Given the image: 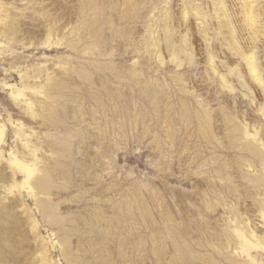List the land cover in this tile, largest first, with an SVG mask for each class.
I'll return each mask as SVG.
<instances>
[{
	"label": "bare ground",
	"instance_id": "6f19581e",
	"mask_svg": "<svg viewBox=\"0 0 264 264\" xmlns=\"http://www.w3.org/2000/svg\"><path fill=\"white\" fill-rule=\"evenodd\" d=\"M171 1L0 0V55L9 52L7 71L19 78L18 84H0L15 115L6 120L0 115V264H11L10 255L20 264H264V0H177L180 27L191 19L204 45L202 64L191 57L185 60L190 47L185 34L172 26ZM121 44L133 56L126 78L143 94L145 86L164 88L165 81L172 83L176 108L171 106L175 113L167 110L175 122L169 154L173 153L175 179L187 183L189 192L185 195L180 189L175 194L179 216L171 219L165 211L154 215L147 202L128 190L112 198L114 190L104 183L98 193L107 198L84 190L74 205L68 202L72 205L67 207L76 210L64 219L57 211L63 205L66 210L69 196L57 185L62 174L54 147L62 142L58 134L66 124L62 114L75 104L66 91L77 86L75 78L82 71L108 61ZM54 46L64 54L33 66L21 67L12 55L14 49ZM214 47L233 65L218 57ZM163 49L170 69L165 67ZM197 70L204 86L212 88L209 99L199 93L201 89L186 85V77ZM86 121L77 114L73 123L89 125ZM93 121L104 138L100 122ZM75 186L67 192L77 191ZM48 225L56 231L43 234ZM9 229L12 236L17 233L22 250H11ZM146 242L153 250H143Z\"/></svg>",
	"mask_w": 264,
	"mask_h": 264
},
{
	"label": "rangeland",
	"instance_id": "374dc122",
	"mask_svg": "<svg viewBox=\"0 0 264 264\" xmlns=\"http://www.w3.org/2000/svg\"><path fill=\"white\" fill-rule=\"evenodd\" d=\"M172 1H171L172 3H170V5L171 4L172 5L169 8V13L170 14L173 13V16L172 15L171 16L175 18V19L174 18L172 19V26H174L178 30V32L185 34L187 46L190 47V48H188L190 50L189 56H188L189 58H185V60L190 59V57H191V60L193 59L198 63L201 62L200 64H202L205 60L204 45H203L201 39L198 37V34H196L197 32H196L194 23L191 19H189L188 22H190V23L188 24V22H187V25L182 26V28H181L180 22H179V19H180L179 17L181 16L180 15L181 14L180 13L181 8L177 4L178 3L177 0L176 1L172 0ZM175 3L177 6L175 5ZM177 17L179 19H177ZM175 20L179 24H177V22ZM174 23L177 26L179 25L178 28H177V26L174 25ZM185 27H186V29H185ZM179 28L181 31L179 30ZM121 46H125V47H122L124 52L121 51V49H122ZM121 46L120 45L116 46L115 47L116 49L113 48V50L111 51L110 59L108 61L107 60L104 61L101 64H98L97 65L98 68L97 67H91V68L87 69V71H85V70L82 71L83 73L81 72V74H79V76L76 77L78 79L75 78L76 83H78L77 86H73V88L71 87L70 90L66 91L67 98H69V101L70 102L73 101V102H75V104L74 103L70 104L69 105L70 108H69V106H67L65 109L66 111H64L62 114L63 118L66 121V124L63 125L62 127H60L62 130L60 128H59L60 131L58 130V134L61 137L62 142L57 147H54V151H56L58 153L59 161L61 164V167L59 169V171H60L59 175L62 174V176H63L62 177L60 175V177L58 179L61 180L62 178L65 177L64 180L68 179L67 182L69 183V185H67L66 180L60 181L58 179H57V185H58V187L61 186L60 188H62L63 190H67V191H69L71 189L72 185L76 184V186H78L77 191H76V189H74L75 192H73V193H69L70 191L69 192L66 191V197L71 196V198H72V195L73 196L75 195V197H73L72 199L68 197V199H67L68 201L66 200V202H65L66 203L65 207H67V205H72V204L74 205L75 204L74 202L77 200V198L81 197L82 195H85L84 192H87L88 193L87 195H89V194H91V195L94 194L95 196L98 195L97 198H101V197L107 198L104 193H102V192L98 193V191H101V185L104 183H107V184H110V186L114 190L113 191L114 193L112 192L111 194H109V196H111L112 198L118 197L119 193L122 190H128V192L131 195H133L134 197H136L137 199L139 198V199L147 202L150 205V207H152L154 215H156L157 212H158V214L162 215L163 212L165 211L164 214L167 213L170 216V218L172 217L171 219H174V218H177L179 216V212H178L179 209L177 206V195H175V194L180 189L184 192L185 195L188 194V192H189V190H187V189H189V185L187 183H185V182L180 183V182H178L177 178L175 179L176 176H175V171H173L174 170L173 169L174 164H173V160H172L173 157L171 156L173 153L169 154V152H172V147H171L170 141H172L173 135H171V134H173L172 131L174 130L173 127L175 126L174 115H173V113H175V110H173V109L176 108V106H175L176 105V99H175V95H174L175 92L173 90V86H171L172 85V83H170L171 81L167 80V81H165L166 83L165 82L164 83L166 84L167 87L169 86L170 90H168L167 87H166L167 88L166 89L165 84L163 83L162 85H164V88H163V86H161L162 88H160L159 85H155L156 87L159 86L157 88L155 86H153V88H151L152 86H150V87L145 86V88L143 87V89H145L144 92H146L143 94L142 88H141V90H139L137 86L132 84L126 78L127 67L130 65L133 56H132V54L125 51V50H127L125 44H121ZM118 47H120V48H118ZM216 48L217 47L213 48L216 50V52H215V50H213V51L216 53L217 56L220 55L218 57L225 59V61H227V63H230V64L233 63L232 60L227 57L226 53L224 54V52H223V55H222V51H220L218 48L217 49ZM117 49H118V51H117ZM15 50H18V51H15ZM115 50H116V52H115ZM163 50L164 51H162V52H164V55H165L164 56L162 54V57L165 60L164 63H168V64H166L167 66L165 65V67H166V69L167 68L170 69L171 64L168 61V56H167L168 54H167L165 49H163ZM218 51L220 52V54ZM14 52H15V54H14ZM21 52H23V54H21ZM38 52H39V54H38ZM117 52H118V54H117ZM49 54H51V55H49ZM63 54H64V49H62L61 47H58V46L50 47L49 49H47V48L46 49L45 48H33V47H30L29 49H24V50L14 49L12 52V55L15 58H18V59H15L14 61L15 62L17 61L16 63L18 65H20L21 67L25 66V65L33 66V65L39 63V61L41 62L42 60H45L46 58H52V57L55 58L56 56H61ZM7 55L9 56L8 51L4 52L2 55H0V57H1L0 58V84L3 82L15 83V84L17 83L18 84L19 78L16 76V74L12 71H9V70L7 71V68L9 67ZM191 55H193V56H191ZM41 56H42V58H41ZM262 56L264 58V55H262ZM22 57H24V58H22ZM228 59L231 62H229ZM1 60H2V62H1ZM27 61H28V64H27ZM183 61H184V59H183ZM231 65H233V64H231ZM98 71H99V73H98ZM197 71H199V72H197ZM197 71L196 72L198 73V76H196V74H197L196 72H194V74H192V77L190 75H188V76L186 75L187 76L186 77V85L188 87L190 86L189 88L192 87L194 90L201 89V90H199L201 92H199L197 90L196 91L199 92L200 94L202 93L201 95L202 96L204 95L203 97H206L208 94L209 96H207L206 98L209 99V98H211L210 96H211L212 88H209L206 85V87L208 88L207 89L204 86L205 83L201 79V75H202L201 73L202 72H201V70H197ZM10 72H11V74H10ZM191 78H193V79H191ZM196 78L198 80V81L196 80L197 82L195 81ZM10 79H12V80H10ZM187 80H189V81H187ZM89 85H90V87H89ZM132 85H133V87H132ZM83 87H85V88H83ZM154 88L158 89V91L155 90ZM160 90L163 92L162 94L160 93L161 92ZM206 90H208V91H206ZM153 91L155 93L156 92L157 93L155 94ZM165 91H166V93H165ZM203 91H204V93H203ZM4 92H5L4 89H3V92H2V89H0V115H1L3 120H6L8 117L15 118L14 113L11 110H9L10 107L8 106L7 102L5 101V98H4L5 93ZM151 92H152V96L150 95ZM205 92H207V93H205ZM141 94L144 96H142ZM146 94H148V95H146ZM139 95H141V96H139ZM162 96L164 97V99ZM168 96H169V98H168ZM77 97H79V98H77ZM3 99H4V101H3ZM75 99L78 101V103L76 102ZM95 99L96 100L98 99V100L96 101ZM174 99H175V101H174ZM82 100L84 102H82ZM79 101L82 104H80ZM150 101H152V102H150ZM162 101H165V102H163L164 104L161 103ZM100 102L102 103V105ZM170 102H171V104H170ZM169 104H170V106H169ZM161 105H163V107L165 106L163 108V110L161 108ZM98 106H99V108H98ZM171 106H173L174 108ZM77 107H79V109ZM231 107H232V105H231ZM71 108L74 110H72ZM94 108L98 111V114ZM101 108H103L105 110H103ZM91 109H93V111H95L96 113L93 112ZM164 109L166 112L164 111ZM71 110H72V112H71ZM167 110L168 111L171 110V111H173V113L168 112ZM232 110H234V108ZM162 111H164V112L162 113ZM66 112L67 113L69 112V114H66ZM80 112L82 113V115H85V116L80 115L81 114ZM103 112H104V114H103ZM158 112H159L161 117L158 115ZM94 113L97 116L99 115L100 117L99 116L98 117L100 119L98 117H96V115ZM77 114H78V116H81L83 119H85V121L87 119L90 120V121H88V123H90V124L85 125L86 127L84 125H75L73 123V120L75 118V115L77 116ZM67 116H68V119H67ZM86 116L89 118H87ZM169 116L171 119H169ZM92 117L96 118V121L98 120V123L100 122L99 125L101 127H103L102 133H103L104 138L102 137V134L99 135L97 130L94 129V122L95 121H93L94 118H92ZM103 117H104V120H103ZM139 118H140V120H139ZM159 118H160L161 122H160ZM106 119H108V120L106 121ZM133 122H135V123H133ZM166 123L168 125H171V124L172 125L168 127V125ZM135 124L137 125V127ZM89 126H90V128H89ZM91 126L93 127V129H91L92 128ZM108 126H109V129H108ZM67 129H70L71 131L70 130L68 131ZM88 129H89V132L87 131ZM80 130H82V131H80ZM92 130H93V132H92ZM90 132H92V133H90ZM61 134H63V135L65 134V135L63 136ZM165 134H167V135H165ZM107 135H109V136H107ZM9 136H10L9 127H6V138H7L6 144L10 143ZM163 136H165V137L163 138ZM166 137L167 138L170 137V139H167ZM101 139H102V141H101ZM58 147H60V148H58ZM166 150L168 151V153ZM167 158H169V161ZM87 166L89 169L87 168ZM87 169H88V171L89 170L90 171L88 172ZM93 170L96 172H93ZM102 170H103V172H102ZM81 171L87 175H85ZM77 172H79V173H77ZM107 172H108V175H107ZM76 176L78 177V180L75 179ZM84 176H87V177L89 176V178L84 177ZM73 177H74L76 182L74 181ZM92 180H94L95 184H93V182L92 183L88 182V181H92ZM106 180L108 182H106ZM112 180L114 182H112ZM99 181L102 183L100 184ZM109 181H110V183H109ZM77 182H78V184H77ZM82 182H83V184H81ZM87 183H89L90 186H88L89 184H87ZM117 183H119L118 186H116ZM84 184L85 185L87 184V185L83 187L82 185H84ZM94 185H96L97 187ZM128 185H130V186L128 187ZM76 186L74 188H76ZM120 186H122V187H120ZM86 187H88V188H86ZM118 187L121 189H119ZM125 187H127V188H125ZM95 188H96V190H95ZM176 188H177V190H176ZM84 190H86V191H84ZM135 193H138L140 197L137 196L138 194H135ZM102 194H104V195H102ZM175 196H176V198H175ZM69 201L72 204H69L68 203ZM73 210H76V208L74 206L67 207L65 210L64 205H63L60 208H58L57 212L64 219H67V218H70V216H72L71 214H73ZM63 211H66V212H63ZM35 216L40 223L44 224V220H43L42 216L39 215V213H35ZM39 216H40V218H39ZM47 227L45 228L46 230L44 229V231H46V232H44L42 230L43 234H48V232H50L51 230L56 231V227L54 225H52V227H51V225H48ZM11 231L12 230L9 229V231L7 232V239L9 241L10 246L12 245L11 250L12 251L14 249H15L14 251L22 250L21 245H19L20 242L17 239L18 238L17 233L14 231L15 236H12L11 233L13 231L12 232ZM9 234L11 235V237H9L10 236ZM72 237H73V239H72ZM69 243H70L71 247H73V245L75 244L74 234L70 236ZM144 245H145V247H144ZM144 245L142 246V248H145L143 250H153L151 248L149 242H146ZM111 247H112V245H111ZM142 248H140V250H142ZM111 249L116 250L115 245ZM53 250H56V248ZM53 254L56 255V252H53ZM10 257H11V264H20L21 263V261L14 258V256L10 255Z\"/></svg>",
	"mask_w": 264,
	"mask_h": 264
}]
</instances>
